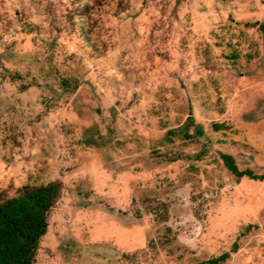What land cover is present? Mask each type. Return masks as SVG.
I'll use <instances>...</instances> for the list:
<instances>
[{"label":"rangeland","instance_id":"obj_1","mask_svg":"<svg viewBox=\"0 0 264 264\" xmlns=\"http://www.w3.org/2000/svg\"><path fill=\"white\" fill-rule=\"evenodd\" d=\"M263 22L264 0H0V202L63 184L36 264H264V180L221 157L264 174Z\"/></svg>","mask_w":264,"mask_h":264},{"label":"trees","instance_id":"obj_2","mask_svg":"<svg viewBox=\"0 0 264 264\" xmlns=\"http://www.w3.org/2000/svg\"><path fill=\"white\" fill-rule=\"evenodd\" d=\"M259 28L264 34V22L259 24ZM69 84L70 81L65 79V89H71ZM199 132L202 131L199 129ZM221 157L234 174L264 180V174H256L252 169L241 170L232 154L221 153ZM62 190L63 184L60 181L25 186L18 195L0 202V264H36L40 242L48 231L49 216ZM232 251H238V243H234ZM230 256L231 252L226 251L198 264H219Z\"/></svg>","mask_w":264,"mask_h":264}]
</instances>
